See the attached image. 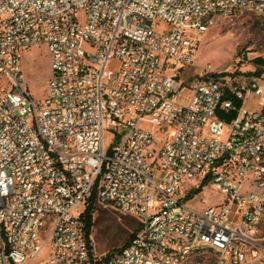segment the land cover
<instances>
[{
  "label": "built area",
  "instance_id": "1",
  "mask_svg": "<svg viewBox=\"0 0 264 264\" xmlns=\"http://www.w3.org/2000/svg\"><path fill=\"white\" fill-rule=\"evenodd\" d=\"M245 12L264 0H0V264H264V65L242 84L196 68L215 19ZM39 47L42 99L21 63ZM200 188L221 200L191 206ZM93 195L138 221L118 252L87 241Z\"/></svg>",
  "mask_w": 264,
  "mask_h": 264
},
{
  "label": "rangeland",
  "instance_id": "2",
  "mask_svg": "<svg viewBox=\"0 0 264 264\" xmlns=\"http://www.w3.org/2000/svg\"><path fill=\"white\" fill-rule=\"evenodd\" d=\"M256 59L264 60V20L245 12L230 18L215 19L213 26L202 34L198 43L196 68L209 66L216 72L232 75L242 84L251 78L248 73H253L259 68L255 63ZM21 63L30 92L36 99H42L46 94L51 73L47 49L45 47L30 49L23 54ZM118 66L119 62L114 60L110 69L116 70ZM191 73L192 71L189 74ZM245 106L249 110H259L256 98H250ZM219 113L223 112L219 111L218 116ZM113 142L111 134L106 132V148ZM201 198L207 199L210 204H216L221 200L216 191L206 188L196 196L191 206L200 208L198 200ZM137 228L138 221L133 217L111 208L99 207L93 215L90 239L97 254H108L122 248L128 238L137 232ZM46 256L45 249L41 255L27 264H44ZM187 264H215V257L208 253L193 255Z\"/></svg>",
  "mask_w": 264,
  "mask_h": 264
},
{
  "label": "trees",
  "instance_id": "3",
  "mask_svg": "<svg viewBox=\"0 0 264 264\" xmlns=\"http://www.w3.org/2000/svg\"><path fill=\"white\" fill-rule=\"evenodd\" d=\"M255 63H256L257 65H264V60H262V59H256V60H255ZM260 73H261V71L257 69V70H256L255 72H253V73H248V75L251 76V77H252V76H259ZM234 104H235V106H237V107L240 105L237 101H235ZM219 116H220V118H222V119L225 120V121H230V120L232 119V117H234V113L226 114V113L223 112V113H219ZM200 190H201V188L198 189L197 191H195V194L199 193ZM190 197H191V195L189 196V198H190ZM97 208H98V207H96V206L94 205V195H93L92 198L89 200V203H88V205H87V207H86L84 213L82 214V220H83V222H84V224H85V233H86V238H87V241H88V242L91 241V239H90V235H91V229H92V226H93V215H94V212H95V210H96ZM137 229H138V228H137ZM134 236H135V233H133V234L128 238V240L126 241V243L124 244V246H123L122 248H120V249H118V250H116V251H114V252H118V251L122 250L124 247H126V246L129 244V242L132 240V238H133ZM111 253H113V252H111Z\"/></svg>",
  "mask_w": 264,
  "mask_h": 264
},
{
  "label": "crops",
  "instance_id": "4",
  "mask_svg": "<svg viewBox=\"0 0 264 264\" xmlns=\"http://www.w3.org/2000/svg\"><path fill=\"white\" fill-rule=\"evenodd\" d=\"M238 102V101H237ZM240 104V102H238Z\"/></svg>",
  "mask_w": 264,
  "mask_h": 264
}]
</instances>
